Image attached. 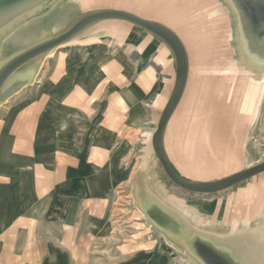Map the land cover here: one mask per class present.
I'll list each match as a JSON object with an SVG mask.
<instances>
[{
	"label": "crops",
	"instance_id": "0c3cea01",
	"mask_svg": "<svg viewBox=\"0 0 264 264\" xmlns=\"http://www.w3.org/2000/svg\"><path fill=\"white\" fill-rule=\"evenodd\" d=\"M87 1L50 0L21 17L0 33L6 59L93 10H126L169 26L186 46L189 71L164 133L165 147L181 176L217 180L181 173L170 155L174 148L168 131L191 80L190 33L200 23L198 14L221 18L228 31L223 72L236 84L231 100L234 92L241 100L240 128H221L230 131L221 145L242 139L231 131L244 130L249 107L264 97V64L254 65L242 56L231 2L169 0L170 13H162L161 0H154V8L143 14L119 5L89 7ZM76 6L80 13L54 29L71 16L63 9ZM181 10L187 12L183 17ZM25 22L29 25L24 29L20 25ZM30 33L35 39L25 44ZM15 78L25 83L0 102V264H193L188 255L174 254L162 231L165 240L145 230V238L137 241L129 229L122 230L131 201L153 224L141 209L140 194L204 234L247 236L264 245V172L213 200L202 196L212 193L199 192L182 198L160 179L161 162L152 142L143 144L142 136L152 138L176 83V60L162 39L127 21H100L22 66Z\"/></svg>",
	"mask_w": 264,
	"mask_h": 264
},
{
	"label": "rangeland",
	"instance_id": "374dc122",
	"mask_svg": "<svg viewBox=\"0 0 264 264\" xmlns=\"http://www.w3.org/2000/svg\"><path fill=\"white\" fill-rule=\"evenodd\" d=\"M168 1L161 0L159 7L164 9L161 10L162 13H170L169 7L166 5ZM86 3L89 7L94 5H119L147 14L148 10L154 8L153 4L155 2L154 0H88ZM68 9H63L62 12L66 11L65 14H70L71 16L58 22L60 24L54 29H58L61 24H64L61 29L67 26L70 18L80 13L78 6ZM180 13L183 17L187 12L181 10ZM208 13L210 14V12ZM36 19H31L29 22L36 21ZM198 19L200 22L198 27L190 33L192 41L189 43V47L193 61L191 80L183 102L169 128L168 143L173 142L174 154L170 152V155L174 165L181 173L193 179L212 180L225 177L264 161V97L260 101L258 100L259 103L257 102L255 106H250L249 109L246 107L248 111H245L247 116L245 120L243 119L245 121L243 124L244 130L231 131V133L237 135L241 133L242 139L232 141V146L221 145V143H226L223 139L224 137L227 138L230 133V131H221V128H229L230 126L240 128L241 100L239 95L235 93L237 90L236 84L233 82L232 86L230 81L224 77L223 72L226 67L224 58L226 52L225 40L227 39L228 31L222 28L221 18L215 17L212 19L207 16V12L198 14ZM184 20L185 17L183 18ZM215 20L216 22H214ZM41 23L44 24V22ZM26 24L28 22L20 26L25 29V26L29 25ZM30 34L31 36H28V41L25 44L31 43L35 39L33 34ZM248 59L250 60L251 58ZM5 60L6 54L0 43V66ZM232 91H235V95H233L231 100ZM142 138L143 144L152 142L149 134L143 133ZM160 166V179L164 182L169 192H176L175 195L185 199L197 195L196 193L198 192L187 191L174 184L166 175L161 164ZM259 177L254 176L224 191L202 196H204V199L213 200L218 196L222 197L230 191L236 190L238 187H244ZM128 207L129 209L124 211V214H126L124 220L127 221L125 226L127 228L122 227V230L124 228L127 231L130 230L128 233L134 236L132 238L137 241L145 238V230H150L154 238L160 237V239L165 240L162 232L159 230L160 233L149 222L144 214L135 207L133 201ZM129 224L132 226H129ZM165 236L174 245L173 251L175 255L181 257L188 255V260L193 264H202L182 243L175 242L166 234Z\"/></svg>",
	"mask_w": 264,
	"mask_h": 264
},
{
	"label": "water",
	"instance_id": "95a60500",
	"mask_svg": "<svg viewBox=\"0 0 264 264\" xmlns=\"http://www.w3.org/2000/svg\"><path fill=\"white\" fill-rule=\"evenodd\" d=\"M49 1L50 0H0V33L10 26H13L21 17L33 12ZM229 1L237 15L243 54L246 46H248L256 57L264 61V0ZM104 20H122L130 22L162 39L171 48L174 54L177 64L175 87L152 136L154 153L161 162L166 175L173 183L191 192L215 193L228 189L264 172V161L212 181L190 180L181 176L176 171L169 159L165 147L164 133L186 88L189 71L187 49L181 37L169 26L145 19L126 10L108 8L87 12L77 18L63 31L42 39L8 57L0 66V102L12 96L25 83L24 80L15 78V74L22 66L34 58L72 40L91 25ZM244 58L248 60V62L258 65L253 59L249 60L247 55H244ZM140 199L141 209L158 230L162 231L175 242L182 243V245H184L202 264H223L221 260L213 259L207 261V257L202 253H194L191 245V242L193 243L192 236L185 234L180 225L184 224L186 229L207 236L208 239L215 243L226 242L231 239V237L221 239L204 234L194 229L180 215L168 207L163 206L160 202L149 199L145 197L144 194H140Z\"/></svg>",
	"mask_w": 264,
	"mask_h": 264
},
{
	"label": "bare ground",
	"instance_id": "6f19581e",
	"mask_svg": "<svg viewBox=\"0 0 264 264\" xmlns=\"http://www.w3.org/2000/svg\"><path fill=\"white\" fill-rule=\"evenodd\" d=\"M241 54L242 56L247 55V57L253 59L258 65L264 64V61L256 57L248 46H246L244 54L243 52ZM180 226L183 228L185 234L192 236L193 243L191 242V245L194 253H202L207 257V261L217 259L221 260L223 264H256L258 262H264V245L262 246L252 242L247 236L236 238L235 235H233L231 239L226 242L215 243L208 239L207 236L186 229L184 224Z\"/></svg>",
	"mask_w": 264,
	"mask_h": 264
}]
</instances>
